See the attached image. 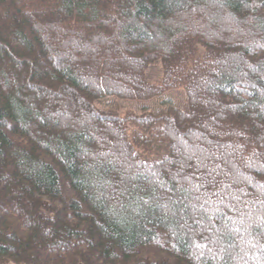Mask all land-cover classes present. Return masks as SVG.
I'll list each match as a JSON object with an SVG mask.
<instances>
[{"label": "trees", "instance_id": "1", "mask_svg": "<svg viewBox=\"0 0 264 264\" xmlns=\"http://www.w3.org/2000/svg\"><path fill=\"white\" fill-rule=\"evenodd\" d=\"M0 264H264V0H0Z\"/></svg>", "mask_w": 264, "mask_h": 264}, {"label": "rangeland", "instance_id": "2", "mask_svg": "<svg viewBox=\"0 0 264 264\" xmlns=\"http://www.w3.org/2000/svg\"><path fill=\"white\" fill-rule=\"evenodd\" d=\"M187 1V0H186ZM188 12V11H187ZM186 14V13H183ZM246 14V13H245ZM244 15V13H243ZM245 16V15H244ZM224 17V16H223ZM188 18V17H187ZM246 29L250 30L251 28L246 27ZM201 49V48H200ZM202 50V49H201ZM225 62L222 63L220 69L226 68L230 66V63L228 64V61L224 60ZM148 67L145 68V74L146 78L148 79L149 82L156 84L160 78L163 76V67L161 65V62L157 60L156 58L153 59L152 61H147ZM244 72L246 73V70L244 69ZM164 86H167L166 83H164ZM248 89H251L250 86H248ZM246 90V89H245ZM155 94V93H154ZM186 91L182 86H177L175 88L171 89H165L158 95L150 96L148 98H121L115 95H109L105 94L104 97L98 99L95 101V104L99 107V109H102L105 112H108L113 115H118L122 118L125 119L124 124H125V129L127 131V134L129 138L132 140V137L137 134V133H142L145 130L152 129L154 126L157 125H164L165 117L164 115L168 114V108H182L183 110L187 109V101H186ZM147 115L149 116L152 120V124L148 127V129L141 130L140 127L135 124L133 121H131L129 118L131 117H137L139 115ZM67 117H70V114H67ZM151 132L148 131V134ZM176 138V137H175ZM199 139V138H198ZM178 142L181 145V150L184 151L187 155L190 153L191 155L196 154L200 147H203L201 143H199L201 139L196 140L195 138L189 139H184V137L177 138ZM175 142V144H177ZM173 143V142H172ZM186 144V145H185ZM158 146L156 145L155 148ZM160 148L158 149V154H153L154 158L161 157L164 155H169L167 152V146L165 144L159 145ZM142 153V154H141ZM139 151V154L141 155L142 158L148 156L147 153ZM247 158V157H246ZM239 164V163H238ZM246 172H248L249 168L245 169ZM253 170V169H252ZM250 172V171H249ZM240 174V172H239ZM246 179V178H245ZM248 182H252V178H249L247 176ZM256 183V182H254ZM260 182H258L259 184ZM261 184H259V187ZM179 185L175 186L176 189H178ZM175 189V190H176ZM194 218H197V215L195 214ZM199 224L202 227H204V223L199 221ZM221 228H224L226 226L221 225ZM200 228V229H201ZM208 232H210V228L206 229ZM168 232V234H167ZM166 232V237L170 239L172 243L173 239H175V231H167ZM194 234H192L193 236ZM196 236V235H195ZM165 237V239H166ZM194 243H198L197 239H194ZM206 243V249L209 246L212 245L213 242L211 240L205 238V242L202 244ZM213 248V247H212ZM210 248L209 251H214ZM205 251V250H204ZM201 253V252H200Z\"/></svg>", "mask_w": 264, "mask_h": 264}]
</instances>
